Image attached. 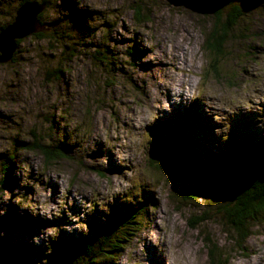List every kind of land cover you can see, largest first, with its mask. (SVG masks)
<instances>
[{
	"label": "rangeland",
	"instance_id": "374dc122",
	"mask_svg": "<svg viewBox=\"0 0 264 264\" xmlns=\"http://www.w3.org/2000/svg\"><path fill=\"white\" fill-rule=\"evenodd\" d=\"M48 1L39 19L48 29L51 25L54 29L46 37L29 35L19 39L11 60L0 63V183L12 190V199L30 203L37 184L50 188L53 198L57 196L56 185L50 181L45 185L36 170L38 167L50 172L59 169L58 174L65 180L74 182L73 186L78 183L84 190L97 185L109 189L123 185L126 191L113 198L107 214L94 209L86 214L85 220L87 224L95 221L98 225L109 220L107 226H113L114 218L143 207V213L137 217L139 230L129 242L134 250L124 253L131 264H164L165 253L172 261L188 259L193 264H219L209 259L208 247L202 238L205 235L217 243L216 252L227 257L221 264H253V255L264 249V222L255 223L241 245L224 231L216 217L197 227L189 226L191 217L209 205L204 201L188 204L182 200L185 188L198 178L190 169L186 155L180 150L172 151L176 128L173 121L187 109H192L196 116L195 123L189 126L194 142L187 141V146L198 152L193 156L199 158L200 164L207 163L213 152L227 146L230 134L225 141L213 135L214 125L202 113L198 101L187 107L172 105L173 111L163 113L149 132L137 125L144 110L155 102V94L163 90L162 98H169L167 85L174 84L181 75L191 82L193 91L203 83L221 103L247 92L254 108L264 106V63L260 61L264 57V31L251 28V17L264 16V6L259 0L244 1L241 5L244 14L228 36L215 71L203 48L212 19L207 2L148 0L159 8L153 20L145 0H131V3L97 0L104 7L90 11L77 8L75 0H61L59 6L56 0ZM19 2L0 0V26L13 19ZM136 6L141 13L143 9L140 21L136 19ZM169 9H186L191 17L183 11L170 13ZM134 23L143 26L133 28ZM154 23L161 28L155 34L149 31ZM168 50L176 54L169 58ZM148 53L153 59L143 60ZM193 61L200 64V69H193L188 75V66ZM181 63L185 65L183 70L179 67ZM57 66L62 68L58 79L55 74L47 75ZM253 115L238 112L231 117L229 133L234 131L236 136L261 140L264 129L255 127ZM83 123H88L96 135L89 131L79 136ZM137 134L151 136L152 140L137 143ZM104 135H109L110 141L124 139L128 143L106 146L98 142ZM33 142L62 146L65 154L55 162L45 163L42 154L32 149ZM84 143L86 147H82ZM113 152L131 158H124L117 165ZM104 156L108 157L107 167L84 162ZM24 165H28L27 169ZM229 194V188L225 187L206 197L216 198L220 203ZM150 206L158 209L155 215L149 212ZM15 210L17 220L23 225L9 220V215L15 216ZM71 211H79L76 203ZM160 219L164 220L163 228L158 223ZM68 222L63 215L52 221L31 216L9 203L6 214L0 217V231L4 233L0 237V264H37L45 255L44 243L41 240L39 244H32L30 236L45 224ZM153 227L158 230L154 235L158 241L156 247L146 244V237L140 234L144 230L147 235H153L148 231ZM92 235L89 224L86 235L75 229L72 232L61 229L57 238L50 241L52 251L47 256L48 264H78L82 255L80 247L73 242L85 237L92 240ZM141 247L143 252L139 251ZM96 260L97 264H117V259L111 262L100 255ZM256 264H264V260L257 258Z\"/></svg>",
	"mask_w": 264,
	"mask_h": 264
},
{
	"label": "trees",
	"instance_id": "16d2710c",
	"mask_svg": "<svg viewBox=\"0 0 264 264\" xmlns=\"http://www.w3.org/2000/svg\"><path fill=\"white\" fill-rule=\"evenodd\" d=\"M25 0H20L19 4ZM208 3L212 14L211 26L206 32L204 49L207 51L210 59V65L217 70V61L224 53V46L228 41V36L234 31L239 19L244 12L241 5L244 1L250 0H202ZM48 0H45L46 5ZM43 12L39 13L41 17ZM136 19L142 20L143 15L139 6L135 8ZM6 24V23H5ZM2 24L1 26H3ZM54 29L50 26L48 30H41L31 35L33 37H46ZM56 41H59V38ZM22 40V39H21ZM21 40H17V45ZM62 68L54 67L47 72V75L55 74L58 79L61 76ZM196 116L192 109H187L181 116L175 117L174 137L172 141V151L180 150L186 155V161L190 169L194 172L198 181L193 183L181 195L185 203L194 201H204L209 208L195 213L189 221V226L197 227L209 218L216 217L221 222L225 232L231 234L235 242L240 245L250 234L251 228L257 222H264V136L254 140L247 137L236 136L235 132H230L229 143L222 149L213 152L206 160L207 163L200 164L198 157L193 156L198 152L187 146V141L194 142L193 134L189 126L194 124ZM34 150L39 151L45 163L55 162L63 158L65 149L62 146H51L47 143L33 142ZM5 177L2 178L4 182ZM229 188L228 199L218 203L216 198L207 199L206 195L220 188ZM144 208L139 206L132 210L128 215H121L114 218L113 226H107V221L98 225L89 222V228L94 234V239L85 237L75 239L73 242L80 247L82 259L78 264H97L96 258H101L113 262L119 256L125 245L128 244L140 227V220L137 218L143 213ZM15 216L10 217L15 225H23ZM18 221V222H17ZM204 244L207 245V251L210 261L216 260L219 264L227 260L223 254H218L217 243L209 235L202 237ZM112 264V263H111Z\"/></svg>",
	"mask_w": 264,
	"mask_h": 264
},
{
	"label": "clouds",
	"instance_id": "9594fccd",
	"mask_svg": "<svg viewBox=\"0 0 264 264\" xmlns=\"http://www.w3.org/2000/svg\"><path fill=\"white\" fill-rule=\"evenodd\" d=\"M29 2H34L38 6L36 10L38 11L43 6L45 0H29ZM129 3H131V0H129ZM145 3L146 6L152 10L153 20H155L156 14L159 11L158 5L148 3V0H145ZM258 3L261 6H264V0H259ZM56 4L57 6H59L61 4V0H56ZM75 6L77 8H86L88 11H90L91 8L104 7V5L97 2V0H75ZM168 11L170 13L183 11L185 15L191 17V13H189L186 9H169ZM126 12L127 8L125 7L124 13ZM124 13H121V15H123ZM141 14L143 15V9ZM110 19H114V17H110ZM251 19L253 21L251 28H256L264 31V16H261L259 18L252 16ZM85 23H88L87 17H85ZM96 23H100V21H96ZM118 23L119 21H117V26ZM142 26V24H132L133 28H139ZM3 29L5 28L0 26V30ZM160 30V26L156 23L150 25L149 27V31L154 34ZM168 51L169 58L171 57V55L176 54L172 52V50ZM125 59H127V57H125ZM142 59L145 61H151L153 59V56L148 53L144 57H142ZM260 61L264 63V57H260ZM179 67L181 70H183L185 65L181 63ZM193 69L199 71L200 64L196 61H193V64L191 66H188V75L192 74ZM167 87L169 89V98H162L164 95L163 90L156 93L154 96L155 102L150 104L149 108L145 109L142 113L139 124L137 125L139 128H146L148 131V129L158 118L163 115V113H171L173 111L172 105L187 107L192 104L193 101H198L202 113L205 116L210 117L214 125L212 128L213 135L218 136L221 141H225L228 139L229 131L231 128L230 118L234 117L238 112L254 114L253 119L255 120V127L258 129H264V106L254 108L252 104L249 103L251 97L247 92H241L237 98L230 99L227 103H221L216 99V94L208 91L203 83L197 86V90L193 91L191 82L186 80L183 75H181L178 81H176L172 85H167ZM262 87H264V85H262ZM202 92L205 93L203 96L201 95ZM25 107H27V105ZM93 108H95V105L93 106ZM72 122L74 123L75 121ZM89 131L91 135H96L95 130L89 129L88 123H83L77 134L83 137L84 133ZM109 135H112L113 137L115 136V134ZM109 135L100 137L98 142L106 146L128 143L124 139H113L110 141ZM151 140V136L149 137L147 135L137 134V143H143L145 141L150 143ZM86 146V143L82 144V147ZM130 149L131 145H129V152ZM92 150L95 151V146H93ZM124 158H131V156L129 155L127 157H122L121 155L113 152V160L117 165H120L121 160ZM84 162L89 165L95 163L97 165H103L107 167L108 157L104 156L99 160L89 158ZM27 167L28 165H24L25 169H27ZM36 170L40 173L41 180L44 181L45 185H47L49 181L52 184L56 185L57 196L53 198L50 188L42 187L37 184V187L34 188L35 194L32 197L31 202L25 203L12 199V190L0 183V217H3L6 214L7 205L9 203L16 205L17 208L21 210H26L31 216H39L48 221H52L53 219L59 218L63 215L66 220L69 221L68 223H63L60 225L54 223L45 224L44 226L39 228L38 232L30 236V242L32 244H39L41 240H43L44 243L45 255L41 256L37 264H48L47 256L52 251L50 241H54L57 238L60 230L63 229L64 231L72 232L75 229L77 232L86 235L88 233V224L85 220L86 214L91 213L94 209H99L107 214L109 212L108 205L113 202L114 197H120L122 194H124V192L126 191V186L122 185L109 189L107 187H100L97 185L90 190H84L83 188L79 187L78 183L73 186L74 182L70 183L69 181L65 180L62 174H58L59 169H57L56 172H50L42 167H38ZM97 197H99V199H97ZM73 203L77 204V206L79 207V211H71ZM157 211L158 209L155 206L149 207V212H151L153 215H155ZM100 219L103 220L104 217L102 216L100 217ZM158 223L161 228L165 226L163 219H160ZM148 231H151L153 235H147L146 231L144 230H141L140 234L146 237V244L156 247L158 241L154 238V235L158 230L153 227ZM3 236L4 233L0 231V237ZM133 250L134 249L132 248L131 243L126 244L123 252L116 258L117 264H131V261L124 253H130ZM139 251L143 252V247H141ZM257 258H259L260 260H264V249H261L258 253L253 255V264H256ZM164 264H193V261L188 259H178L172 261L167 257V254L165 253Z\"/></svg>",
	"mask_w": 264,
	"mask_h": 264
},
{
	"label": "water",
	"instance_id": "95a60500",
	"mask_svg": "<svg viewBox=\"0 0 264 264\" xmlns=\"http://www.w3.org/2000/svg\"><path fill=\"white\" fill-rule=\"evenodd\" d=\"M45 5L44 2L38 11H36L38 6L29 0L17 6L13 19L2 26L5 29L0 30V63L11 60L17 48V40L48 29V26L43 24L38 17Z\"/></svg>",
	"mask_w": 264,
	"mask_h": 264
}]
</instances>
